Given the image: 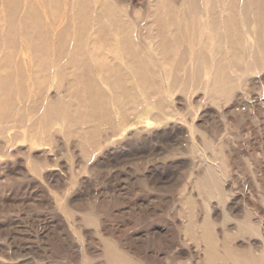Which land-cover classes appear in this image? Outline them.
<instances>
[{"label":"rangeland","instance_id":"obj_1","mask_svg":"<svg viewBox=\"0 0 264 264\" xmlns=\"http://www.w3.org/2000/svg\"><path fill=\"white\" fill-rule=\"evenodd\" d=\"M82 1L0 0V264H264L254 20L233 45L207 0Z\"/></svg>","mask_w":264,"mask_h":264},{"label":"bare ground","instance_id":"obj_2","mask_svg":"<svg viewBox=\"0 0 264 264\" xmlns=\"http://www.w3.org/2000/svg\"><path fill=\"white\" fill-rule=\"evenodd\" d=\"M80 1V0H79ZM85 0H83L82 2H84ZM185 1V0H184ZM208 2V5H209V1L210 0H207ZM218 1V0H217ZM264 0H223L222 1V5H224L226 8L225 9H227V10H225V11H223V12H226V15H225V17H221V14L220 13H222V12H219V9L216 11L215 9H213V8H210V10H209V8H208V5H207V7L205 8L206 10H207V18L209 17V19L205 22V23H201V24H199L200 26H198V28H199V32H200V27H202V29H205V28H207L208 30H211L212 32L213 31H215L219 26H221L220 28L221 29H224L223 30V32L225 33V38L227 37V38H230L231 40H232V42H233V45H235V43H238V41H240L241 42V39H242V37H240V36H238V37H235V35H234V29L237 27V24H238V21H237V8H240L239 9V13H240V16L242 15L243 16V18H244V22L243 23H245V21L247 22V19H252V20H254V21H252V23L253 22H255V25H256V30L252 33V30L250 29V28H248L247 30H246V33L245 34H249V35H251L252 36V38H254V41H255V45L253 46V47H251V49H250V51H249V55H248V58L251 60V62H255L256 63V61H257V59H259V56L260 57H262V53H264V6H263V4H264V2H263ZM156 2H157V0H156ZM155 2V3H156ZM197 2H199L198 0H188V2H186L185 3V7H186V10H187V4H188V6L190 5L191 7L190 8H192V9H194V10H196L197 9V12H198V8H200V7H195V4L197 3ZM212 2V1H211ZM210 2V3H211ZM237 2H238V4H237ZM243 3V5L242 6H240V3ZM87 3V2H86ZM218 3V2H217ZM171 4V3H170ZM89 5V4H88ZM157 5V4H156ZM160 5V4H159ZM159 5H157V7L156 8H158V6ZM86 6V5H85ZM184 7V8H185ZM203 7V6H202ZM81 8V7H80ZM217 8H218V6H217ZM165 10H166V7H165ZM164 10V11H165ZM184 9H183V7H182V11H183ZM189 10H191V9H189ZM189 10H188V12H189ZM194 10H192V11H194ZM209 10V11H208ZM82 11V10H81ZM88 11V10H87ZM108 11V10H107ZM179 11V10H178ZM185 11V10H184ZM221 11V10H220ZM85 12V11H84ZM157 12H159V9L157 10ZM187 12V13H188ZM204 12V11H203ZM203 12H202V14H203ZM208 12H209V15H208ZM109 13V12H108ZM162 14V13H161ZM164 14V13H163ZM89 15V14H88ZM188 15H191V11H190V14L188 13ZM195 15H198V14H196L195 13ZM224 15V14H223ZM84 16V15H83ZM109 16H111V15H109ZM159 16V15H158ZM158 16H157V18L156 19H158ZM200 16V15H199ZM90 17V16H89ZM88 18V17H87ZM86 18V19H87ZM100 18V17H99ZM113 18V17H112ZM185 18H186V16H185ZM184 18V19H185ZM192 19L191 20H188L187 18V20L188 21H190V22H188V24L190 23V25H188L189 27H191V29H192V26L194 27V28H196L197 29V26L195 25V24H197L198 25V23L196 22L197 20V18L196 19H194V17H191ZM203 18H205V16L204 15H202V18L201 19H203ZM89 19V18H88ZM178 19V18H177ZM184 19H183V21H184ZM196 20V21H195ZM242 20V19H241ZM192 21V22H191ZM88 22V21H87ZM177 22V21H176ZM187 22V21H186ZM185 22V23H186ZM199 22H201V21H199ZM27 23V22H26ZM102 24V23H101ZM100 24V25H101ZM112 24V23H111ZM176 24V23H175ZM99 25V26H100ZM182 25V24H181ZM184 25V24H183ZM187 26V27H188ZM196 26V27H195ZM245 26V25H244ZM175 27V26H174ZM179 27H181V26H179ZM183 27V26H182ZM235 27V28H234ZM185 28V27H184ZM99 29V28H98ZM179 30H182L181 28H178ZM189 29V28H188ZM191 29H190V31H191ZM136 30V29H135ZM175 30V29H174ZM178 30V31H179ZM187 30V29H186ZM194 30V29H193ZM245 30V29H244ZM85 31V30H84ZM99 31V30H98ZM103 32V31H102ZM126 32V31H125ZM181 32V35H182V31H180ZM192 32V31H191ZM190 32V33H191ZM206 32V31H205ZM31 33V32H30ZM141 33V32H140ZM170 33H171V30H170ZM176 33V32H175ZM219 33V32H218ZM184 34V33H183ZM193 34V33H192ZM194 34L196 35L197 33H195V31H194ZM205 34V33H204ZM204 34H203V36H204ZM211 34V33H210ZM239 34V33H238ZM103 35V34H102ZM109 35V34H108ZM122 35L124 36L125 35V33H122ZM134 35H136L135 33H134ZM159 36H160V34H158ZM174 35H176V34H174ZM191 35V34H190ZM200 35L202 36V34L200 33ZM199 35V36H200ZM222 35H224V34H222ZM221 35V36H222ZM123 36H122V38H123ZM183 36V35H182ZM181 36V37H182ZM185 36V35H184ZM202 36V37H203ZM216 36V35H215ZM246 36V35H245ZM125 37V36H124ZM178 37V36H177ZM188 37V36H187ZM202 37H199V38H202ZM208 37V36H207ZM110 38V37H109ZM140 38V37H139ZM185 38H186V36H185ZM184 38V39H185ZM248 38V37H247ZM121 39V38H120ZM119 39V40H120ZM125 39V38H124ZM191 39V38H190ZM190 39H188V41L190 40ZM197 39V38H196ZM195 39V40H196ZM203 39H204V37H203ZM207 39V38H206ZM206 39H205V41H206ZM213 39V38H212ZM223 39L224 38H220L219 40H218V45L217 46H215L217 49H216V52L214 53V54H216V56L218 57V64H217V66H216V70H215V78H216V84H222L223 83V85H222V87L226 84V86H227V83H225L224 84V82L227 80L228 81V79H226L225 80V65H224V63H223V46H222V42H223ZM176 40V39H175ZM187 39H185V41H186ZM194 40V41H195ZM201 40V39H200ZM222 40V41H221ZM122 41V40H121ZM179 41V40H178ZM184 41V40H183ZM187 41V42H188ZM190 41H192V40H190ZM202 41V40H201ZM214 41V40H213ZM248 41V40H247ZM249 41H251L250 40V38H249ZM180 42H181V40H180ZM187 42L185 43V42H182V43H184L185 45H187V46H191V48H192V45H189V44H187ZM196 42V41H195ZM217 42V41H216ZM215 42V43H216ZM111 43V42H110ZM178 43V42H177ZM190 43V42H189ZM194 43V42H193ZM193 43H191V44H193ZM203 43V42H202ZM204 43H207V42H204ZM200 44V43H199ZM196 44L194 43V46H195ZM198 45V44H197ZM196 45V46H197ZM205 45H208V43L207 44H205ZM213 45H214V42H213ZM216 45V44H215ZM252 45V44H251ZM143 46V45H142ZM145 46V45H144ZM183 46V45H182ZM210 45H208V47H209ZM230 46L232 47V44H230ZM246 46V45H245ZM244 46V47H245ZM124 47V46H123ZM205 47H207V46H205ZM207 47V48H208ZM194 48V47H193ZM197 48V47H196ZM206 48V49H207ZM210 48V47H209ZM208 48V49H209ZM227 48V47H226ZM200 49V48H199ZM255 49H256V53H255ZM185 50V49H184ZM184 50H182L183 51V53H185L184 52ZM187 50V49H186ZM189 50V49H188ZM197 52H198V50L197 49H195ZM202 50L203 49H201V52H202ZM213 50V49H212ZM138 51V50H137ZM191 50H189L188 52H190ZM224 51H226V50H224ZM230 51V50H229ZM245 51H247L246 49H245ZM129 52V51H128ZM187 52V53H188ZM231 52L233 53L234 52V54H232L233 55V57H235V59H239L240 58V55H241V52H237V50H235V49H233V47H232V49H231ZM132 53V52H131ZM148 53V52H147ZM160 53V52H159ZM192 53V52H191ZM196 53V52H195ZM195 53H193V54H195ZM207 53V52H206ZM212 53V52H211ZM248 53V52H247ZM190 54V53H189ZM213 54V55H214ZM230 54V53H229ZM262 54V55H261ZM132 54H130V56H131ZM134 56H137V55H135V54H133ZM165 55V54H164ZM163 55V56H164ZM186 55V54H185ZM204 55H205V53H204ZM203 55V56H204ZM128 56H129V53H128ZM182 57L184 56V54L183 55H181ZM194 56V55H193ZM215 56V57H216ZM133 57V56H132ZM182 57H180V63L182 62L181 61V58ZM190 57V56H189ZM189 57H186V58H189ZM199 57V56H198ZM198 57H196V58H198ZM210 57H211V55H210ZM129 58V57H128ZM190 58H192V56L190 57ZM200 58H203L202 57V53H201V56H200ZM211 58H213V56L211 57ZM225 58V57H224ZM248 58H245V59H248ZM263 58V57H262ZM262 58H260V60L262 59ZM132 59V58H131ZM130 59V60H131ZM134 59H136V58H134ZM133 59V62L135 61ZM184 59V58H183ZM182 59V60H183ZM193 59H195V57L193 58ZM193 59H190V60H193ZM129 60V59H128ZM188 60V59H187ZM260 60H258V62H263L262 60L260 61ZM193 61H195V60H193ZM193 61L191 62V64L193 63ZM200 61H201V63H202V59H200ZM228 61H229V59H228ZM236 60H234V62H235ZM249 61V60H248ZM132 62V60L130 61V63ZM189 62V61H188ZM237 62V61H236ZM120 63V62H119ZM139 63H140V61H139ZM180 63H179V65H180ZM187 63V62H186ZM195 63V62H194ZM193 63V64H194ZM246 63V62H245ZM132 64V63H131ZM135 64V63H134ZM233 64V63H232ZM248 64V63H247ZM262 65H264L263 63H261ZM197 64L195 63V66H196ZM200 65V64H199ZM199 65H197V69H198V66ZM234 65V64H233ZM238 65H239V63H238ZM250 65L252 66V65H254V64H249V67H250ZM256 65V64H255ZM131 65L129 64V67H130ZM133 66V65H132ZM205 66V65H204ZM261 66V65H260ZM138 67H142V66H138ZM200 67V66H199ZM237 67V66H236ZM235 67V68H236ZM131 68V67H130ZM134 68V67H133ZM133 68H131V69H133ZM136 68V67H135ZM193 68H194V66H193ZM206 68V67H205ZM208 68V67H207ZM235 68H233V70L235 69ZM261 68L263 69V67L261 66ZM131 69H130V71H131ZM188 69H189V67H188ZM194 69H196V67L194 68ZM194 69H193V71H194ZM200 69V68H199ZM198 69V70H199ZM135 70H137V69H135ZM139 70V69H138ZM191 70V68L189 69V71ZM197 70V71H198ZM213 70V69H212ZM231 70H232V66H231ZM237 70V69H236ZM236 70H235V72H236ZM246 70V69H245ZM249 70L251 71L252 70V68H249ZM126 71V70H125ZM133 71V70H132ZM196 71V72H197ZM238 71H240V70H238ZM257 71H258V68H257ZM199 72V71H198ZM202 72V71H201ZM252 72H253V70H252ZM134 73H136V72H134ZM139 73V72H138ZM203 73H204V71H203ZM205 73H206V71H205ZM208 73H209V71H208ZM207 73V74H208ZM212 73H213V71H212ZM189 74V73H188ZM199 74V73H198ZM202 74V73H201ZM136 75V74H135ZM196 75H197V73H196ZM147 75L146 74H143L141 77L144 79V77H146ZM190 76V74L188 75V78H191V77H189ZM194 76H195V72H194ZM211 76H212V74H211ZM13 77V76H12ZM228 77V76H227ZM242 77H243V75H242ZM4 78V77H3ZM139 78H140V73H139ZM187 78V79H188ZM195 79H196V77H194ZM136 79V78H135ZM176 79V78H175ZM186 79V80H187ZM192 79H193V77H192ZM118 80V79H117ZM138 79H136V81H137ZM188 80H191V79H188ZM11 81V80H10ZM12 81H13V79H12ZM141 81V80H140ZM125 82V81H124ZM215 82H214V84H215ZM230 82V81H229ZM146 83V82H145ZM119 84V83H118ZM123 84V83H122ZM143 84V83H142ZM215 84V85H216ZM229 84H231V82L229 83ZM8 85H11V83L10 84H8ZM120 85V84H119ZM6 86H7V84H6ZM139 86H140V82H139ZM221 86V85H220ZM231 86V88H232V85H230ZM115 87V86H114ZM211 87H212V85H211ZM211 87H210V90H211ZM216 87V86H215ZM222 87L221 88H219L218 87V89H222ZM7 88V87H6ZM87 88H88V86H87ZM116 88V87H115ZM227 88V87H226ZM216 89V88H215ZM218 89H216L215 91L217 92V90ZM87 90V89H86ZM226 91V89L225 88H223V91ZM5 91H6V94H7V89L5 90L4 89V94H5ZM89 91V90H88ZM129 91V90H128ZM222 91V92H223ZM228 91V95H226V96H223L222 97V95L221 94H218V95H220L222 98H226V97H228L229 96V94H230V92H229V90H227ZM9 92V91H8ZM83 92V91H82ZM224 94H225V92H223ZM80 94V93H79ZM211 94H212V91H211ZM210 94V95H211ZM227 94V93H226ZM8 95H9V93H8ZM85 95V94H84ZM83 95V96H84ZM214 95H215V93H214ZM85 96H87V95H85ZM123 97H125V96H123ZM6 98V97H5ZM214 98V96L212 97V99ZM78 100V99H77ZM85 100V99H84ZM84 105V104H83ZM90 106V105H89ZM86 109V108H85ZM4 112V111H3ZM3 114V113H2ZM4 115H5V113H4ZM3 115V116H4ZM69 115V114H68ZM6 116V115H5ZM162 117V116H161ZM49 118V117H48ZM4 120V119H3ZM49 120V119H48ZM213 190H214V188H213ZM208 236H210V235H208Z\"/></svg>","mask_w":264,"mask_h":264}]
</instances>
